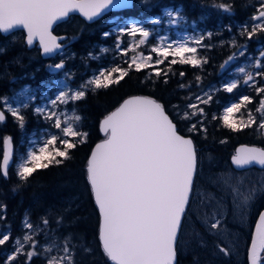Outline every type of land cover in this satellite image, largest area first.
I'll use <instances>...</instances> for the list:
<instances>
[{"label": "snow or ice", "instance_id": "6c2138e0", "mask_svg": "<svg viewBox=\"0 0 264 264\" xmlns=\"http://www.w3.org/2000/svg\"><path fill=\"white\" fill-rule=\"evenodd\" d=\"M141 2L147 4L148 0ZM131 7H134L131 0H0V34L23 30L24 43L29 48L38 43L44 56L57 53L62 55L65 45L60 41L64 38L53 34V25L66 21L72 13H79L91 22L105 12ZM214 7L226 13L232 9L231 4L225 3L214 4ZM166 15L171 24L178 19L183 20V16L178 17L172 11H167ZM250 21L254 23L241 25L240 31V35L246 36L247 40H252L258 32L264 33V0H259L256 13L250 17ZM148 22L156 25L161 20L150 19ZM113 32L118 36L115 52L123 57L129 51L135 52L136 48L147 44L152 35L141 23L135 21L117 26L102 33V36L107 38ZM211 35L212 33H208L209 37ZM123 36L130 37L134 44L122 48L119 37ZM203 40L202 35L181 42H168L167 38L161 37L159 44L150 48V53L158 57L155 61L151 54L133 55L130 60L124 61L126 68L118 64L101 68L75 89L67 83L72 74L65 71V80L61 82L63 88L46 104L34 108V114L56 131L45 129L39 140L30 141V150L26 155L18 156L20 162L15 164L16 175L26 182L38 169H46L51 164L59 165L71 159V150L85 142L88 134L80 130L83 117L75 107L68 109L67 105L83 100L88 90L107 89L113 84H119L131 71L140 72L152 68L149 78L153 75L157 78L167 76V72L156 66L163 64L169 56L179 57L178 60L171 59L169 65L179 63L203 68L208 59L200 55L198 49L210 47ZM231 44L241 50L232 53L221 65V69L229 65L237 55H245L246 45H238L235 39ZM110 51L112 49L101 47L102 54ZM87 58L99 59L91 52ZM248 68L261 71L253 72L240 67L237 69L239 77L222 84V90L232 93L242 80L244 85L254 88L258 95L264 94V86L257 87V77L264 79V49L260 50L259 57ZM49 69L57 72L64 70V60L61 59L54 66L49 65ZM180 75L184 76V73L181 72ZM196 79L199 81L200 77L197 76ZM164 82L167 83V80ZM180 87L190 85L181 84ZM218 90L220 89H211L197 95L195 102L186 105L185 111L177 112L180 119L194 121L187 125L189 133L206 135L204 120L207 113L201 105L210 104ZM19 96H25V92H21ZM33 99L34 95H27L24 103L19 104L17 101L19 106H13L8 98H3L6 108L0 110V124L6 121L8 113L23 129L25 116L21 109L28 108V101ZM252 103L251 97L242 95L237 101L225 106L219 117L223 127L232 132H240L255 126L256 130L264 133V98L260 99L255 110L259 113V119L251 110L246 109ZM62 105L65 107L61 108ZM242 109L246 110L247 118ZM212 119H217V116L213 115ZM101 132L105 139L96 144L88 159L86 172L100 215L99 240L104 255L112 264H176L182 222L197 179L198 152L193 136L181 135L165 106L147 96L126 99L102 120ZM12 159V140L7 137L3 140L0 162V175L4 178L9 176ZM232 164L237 168L252 164L264 166V149L241 147L232 157ZM217 183L231 189L234 203L241 209L247 208L258 192L264 191V182L253 183L244 188L242 180L231 176L219 177ZM208 199L211 201L215 197ZM42 223L47 228L49 220L45 218ZM56 223L62 225L63 218ZM201 224L209 233L215 232L218 240L220 239L221 221L215 210L211 216L205 215ZM22 228L29 231L14 239L13 252L6 257L5 264H12L18 255H24L27 264H31L32 258L41 254L45 255L46 264H75L71 235L64 236L62 243L61 238L53 235L46 241V246H40L34 236L43 229L39 225L34 227L27 217L22 222ZM10 238V234H0V246ZM194 239L198 244H204V238L199 232H194ZM26 248L31 250L25 251ZM216 248L225 256L231 255V249L222 242L217 243ZM54 252L62 255H53ZM248 258L250 264H261L264 260V212L259 214Z\"/></svg>", "mask_w": 264, "mask_h": 264}, {"label": "trees", "instance_id": "16d2710c", "mask_svg": "<svg viewBox=\"0 0 264 264\" xmlns=\"http://www.w3.org/2000/svg\"><path fill=\"white\" fill-rule=\"evenodd\" d=\"M219 3L231 4V11L226 13L222 9L214 7V4ZM163 5L179 6V12L187 20L196 21L204 32L212 33L211 37L203 40V43L210 47L198 49V53L206 57L208 63L204 64L203 68H195L179 63L167 65V62H164L158 68L168 74L158 78L154 75L149 78L148 69L140 72L131 71L119 84H113L107 89L88 90L83 100L75 104L70 103L69 108L75 107L83 117L80 130L88 134L84 143L78 144L75 149L71 150V159L65 160L59 165L51 164L46 169H38L26 182L19 179L14 167L10 169L7 178L0 175V227L4 230H7L8 227L13 231L10 233L9 241L0 246V264H5L4 260L12 250L11 243L14 233L21 235L22 222L26 217L33 225H39L49 235L54 233L61 240L64 236L71 235L75 264H112L104 255L99 240L100 215L87 182L86 169L94 145L104 138L99 129L100 121L127 97L144 95L156 99L165 106L169 116L177 124L180 134L193 136L198 152L195 183L198 188L208 185L206 182H200V172L212 174L220 169L230 170V167L232 168L231 158L239 145H255L264 148V137H261L254 127L240 132H232L224 128L219 119L222 107L237 101L242 95H248L253 100L252 104L247 105V110L258 107L262 94L258 95L252 88L246 90V87L243 88L241 83L232 93H226L222 89L216 91L213 101L208 105H202L207 113L204 120V125L207 127L206 135L204 133H189L187 125L192 121L180 119L176 111L192 103V99L199 93L209 87L220 85L229 77L228 73L234 69L237 63L230 62L224 69H221V65L232 53L241 50L232 46L233 39L238 45L247 46L245 54L257 56L260 50L264 49V33L258 32L252 40H247L246 36L240 35L241 25L254 23L250 21V17L256 13L259 0H148L147 4L142 3L141 0H134V7L124 11L123 17L141 16L129 20L146 22L158 16ZM201 11L202 15H197V12ZM103 23L101 25L100 23L98 25L90 24L79 16H73L69 19L68 24L57 29L65 33L69 40H72V52L75 54L72 62L80 67L81 71L86 67L93 69L101 66L99 62L97 64L93 61L94 59L89 58L86 65L84 56L87 52L96 54V46L99 44L108 46L113 44L114 37L112 35L107 38L102 36V33L109 30L110 27ZM7 39L8 37L0 34V45L5 44ZM10 42H7L3 49L0 48V98L10 96L26 85H34L38 88V93H41L43 89L38 85H43V76H51L50 70L42 66L46 60L42 59L38 49L29 50L27 48L23 35ZM95 65L96 67H94ZM124 66L126 67V64ZM181 72L184 73V76L180 75ZM25 73L27 76L32 75L33 77L23 79ZM197 76L200 77L199 81L196 79ZM167 78V83H165ZM181 84L190 85V87L181 88ZM174 105L178 107H173ZM21 111L25 116L23 129L10 114H8L7 122L0 125V159L4 135L11 136L15 146L19 141H24L32 132L43 130L49 126L34 114L32 106L22 108ZM213 115L217 116V119L213 120ZM260 205L263 209L264 192L254 202L256 209ZM256 217L257 214L253 216L251 224L255 222ZM45 218L49 220L47 228H44L42 223ZM60 218H63L62 225L56 223ZM252 227L253 224L245 232L247 245L239 258L234 260V263L228 259L230 255L225 256L219 251L216 258L214 257V248L211 244L215 245L218 242L212 241L213 236L204 232L205 235H211L207 240L204 239V244L207 243L204 246L193 242L187 244L184 242L185 240H179L176 264H248L247 252ZM221 258L225 262H222ZM12 264H27L25 256L18 255L17 260ZM31 264H46L45 255L34 256Z\"/></svg>", "mask_w": 264, "mask_h": 264}, {"label": "rangeland", "instance_id": "374dc122", "mask_svg": "<svg viewBox=\"0 0 264 264\" xmlns=\"http://www.w3.org/2000/svg\"><path fill=\"white\" fill-rule=\"evenodd\" d=\"M167 11H172L178 17L183 16V20L178 19L177 22L174 24L169 23V18L166 15ZM179 11H180L179 8H173V7L164 8L162 10V13L160 14V17L158 16V17L153 18V19L161 20L160 24L153 25L149 22H147V23L139 22L146 29H148L152 33V35H150L147 44L139 46L138 48H136L135 52L129 51L128 55L133 56V55H136L139 53H143L144 55L151 54L153 56V61H155L158 57H156V55L154 53H150V48L152 46L158 45L161 37L167 38L168 42H181V41H184L185 39H189L193 36H201V35L204 37V39L209 37L208 33L204 32L198 26V23L196 21L191 22V21L187 20V18L184 15H182ZM113 22H115V20L110 21V23H113ZM131 22L132 21H129V22H127V21L123 22L122 21V22H119L118 24H115L113 26V28H115L117 26H123V25L131 23ZM114 34L117 35V33H115V32H114ZM21 35H22V33H20V32H16L14 34H11L8 36V39L6 40L5 43L10 42V41H14V40L18 39ZM124 37L125 36L119 37L122 41V44H121L122 48L127 47L129 44H134V41H132V39L130 37L129 38H124ZM136 39L137 40L139 39L138 35H137ZM116 40H117V38H114L113 44H111L109 46L104 45V44H99L98 46H96L97 49L95 51L97 53L96 54L93 53V55H95V56L98 55L99 59H94L93 61H95L97 64L99 62L101 64V66H99L97 68H93V69H92V67H88L89 69H92L95 72L96 71L98 72V70L101 68H107V67L115 66L117 64L119 65V62L122 63L126 60V59H124L123 56H119L115 52ZM4 45L5 44L2 43V45H0V48L3 49ZM101 47L112 49V51L102 54L101 53ZM64 55H65V59L63 58ZM73 56H74V52H72V46H71L69 49V53L63 54L61 59H63L65 64H66V61L69 63L73 61L72 60ZM242 57L243 56L237 55V57L233 61H231L232 63H237V64L234 67V69H232L228 73L229 77L224 82H222L220 85L209 87L205 91H209L211 89H222L221 88L222 84L229 82L233 79H237L239 77V73L237 72V69L240 67H245L246 70H250L253 72L261 71V69H249L248 68V65L250 63H252L255 58L259 57V55L254 56L251 54H245L244 58H242ZM173 58H175L177 60L179 59V57L169 56L167 62H169ZM61 59L54 61L53 64L46 62V65H47L46 67L48 68V70H50L49 65L54 66L56 63H59L61 61ZM70 59H71V61H70ZM111 62H115V63H111ZM30 63L32 64L31 61H30ZM103 64H107V67H103L102 66ZM39 67L41 68V66H39ZM94 67H96V65ZM156 67H158V66H156ZM146 69H148L149 74L153 72L152 68H146ZM64 72H65V70H62L61 76L56 79L55 84L53 85V86H55L54 89H52L53 86L51 84H47L44 88H43V85L42 86L38 85L40 88L43 89L41 93H38L37 87H35L34 85H26V86H22L18 91L14 92V94H12V95L0 98V110H5V108H6L5 104L3 103V98H8V100L13 103V106H19V104H22L25 102L27 95H34V99L31 101H28L29 106L33 107V111H34L35 107L42 106V105L46 104L49 99L54 98L56 93L61 88H63V84L61 82L65 80ZM92 76H90V77L87 76L85 78L84 82L87 81ZM70 79H72V77ZM67 83L72 89H75L73 87V83L71 84L69 82V79H68ZM240 83L243 85V88L246 87V90L251 88V87L244 85L242 80H240ZM260 83H261V85H260ZM260 86H264V79L257 77V87H260ZM252 90L255 91L254 88H252ZM205 91H203V92H205ZM21 92H25V96H19V94ZM203 92L199 93L198 95H201ZM262 98H264V94H262V97L260 99H262ZM17 101L19 102V104L17 103ZM192 101L195 102V97L192 99ZM229 104H227V105H229ZM227 105H225V106H227ZM225 106H223L221 111L219 112L220 115L222 114L223 108ZM64 107L65 106H63V105L61 106V108H64ZM201 107H203V106L201 105ZM67 108L71 109V108H69L68 105H67ZM246 108H247V106H246ZM185 110H186V107L182 108V109H178L176 111L177 112L179 111L182 113ZM255 110H256V108L251 110V111L253 112L254 115L257 116V119H259V113H257ZM241 111H242V113L245 114V118H247L246 117V110L242 109ZM239 115L240 114L238 113L237 116H239ZM42 121H43V123H46L43 119H42ZM15 122L18 123L17 121H15ZM192 122H194V121H192ZM0 125H3V124H0ZM253 127L256 130V127L255 126H253ZM46 129H49L52 132L56 131L54 128H50V125ZM256 131L261 137H264V133H262L261 131H258V130H256ZM42 132H43V130L32 132V134H29V136L26 139H24V141L21 140L18 142L17 145L14 146V163H13L12 167H14L15 171H16L15 164H18L20 162L18 159V156L26 155V153L32 147L30 141H32L33 139L39 140ZM5 137L6 136L4 135L2 138V141L4 140ZM246 170H249V171H246ZM223 176H231V177H235L237 180H242L244 182V188H247L253 183L264 182V171H261V170L259 171V168H256V167H251V168L245 169L244 171L243 170L242 171H236L230 167V170L222 171L217 175L215 174V176L213 178L211 177L210 180L206 181L207 183L214 185L218 189L219 193H217L216 190H214V189H212V190L215 191L216 193H212V194L206 193V192L201 190V188L203 186L200 187L199 190L196 192L198 195H200L202 197V200H200L198 203L195 202V204L192 206V211L194 212V215L196 217H198L200 220H202V218L205 215L211 216L213 213V210H215L217 218L220 219V221H221V230H222L221 239L223 240V242H225L231 248V252L233 253V256H230V258H228V259H230V262L234 263V260H236V258L238 259L240 254L243 253V250H244L245 233L242 232L241 230H242V227L245 228V226L248 225V222L250 219L249 211H250V209H252V203L254 200L245 209H241V208L237 207V203H234V198H233V195L231 193V189L223 186L222 183H217L218 178L223 177ZM209 197H215V199L209 201V199H208ZM225 219L228 222L227 221L223 222V220H225ZM194 225L195 224H192V222L190 221V224L188 225L187 231L183 233V237L188 238V240L184 241L187 244H189V243L191 244L192 242L198 244L197 241L194 239V232H197ZM6 227H7V224H6ZM239 227H241V230ZM6 229L7 230H4L3 228L0 227V234H4V233L10 234L13 232L12 229H10L8 227ZM246 230H247V227H246ZM28 231L29 230H27V229H23L21 235H17L16 233H14L13 241L17 237H22ZM45 233H47V232L43 230L39 233H36L34 236V240L40 246H46V241L51 239L52 236L55 235L54 233H52L51 235L47 234V236H46ZM39 235H41V236L38 237ZM237 237H238V239H236ZM216 239H217V237H216ZM13 241L11 243L12 250L10 253L13 252ZM60 242L62 243V240H60ZM184 242H183V244H184ZM198 245H201V244H198ZM27 250H31V249L26 248L25 251H27ZM213 251L218 253V249L217 250L213 249ZM10 253H8L7 256ZM53 255H62V253L54 252ZM1 257H2V255H1ZM214 257H215V255H214ZM221 259H222V262H225L223 258H221Z\"/></svg>", "mask_w": 264, "mask_h": 264}, {"label": "flooded vegetation", "instance_id": "af4514ba", "mask_svg": "<svg viewBox=\"0 0 264 264\" xmlns=\"http://www.w3.org/2000/svg\"><path fill=\"white\" fill-rule=\"evenodd\" d=\"M123 13H124V11H118V12H110V13H108V14H105L104 16H102L100 19H98V20H96L94 23H95V25H98L99 23L101 24L102 22H104V21H107V23L108 24H110V21L111 20H115V23L114 24H118L119 22H122V21H124L125 19H129L128 17H123ZM108 17V18H107ZM126 20V21H127ZM68 22H69V20L68 21H66V22H63V23H61V24H59V25H57V26H55V28H54V34L57 36V37H64V39L61 41V43L62 44H64L65 45V47H64V49H63V54H66V53H69V49H70V47L72 46V40H69L68 39V36L65 34V33H62L61 31H60V29L59 30H57L59 27H64L66 24H68ZM118 38V37H117ZM124 38H129V37H127V36H125ZM35 48H37V46L35 45L34 46V48L33 49H35ZM38 49V48H37ZM32 50V49H31ZM39 50V52H40V55H41V50L40 49H38ZM88 53H90V52H87L86 53V55L84 56V58H86V60L84 61V63L87 65L88 64V61H87V57H88ZM62 54V55H63ZM62 55L61 54H57V55H55L53 58H51L50 60H48V61H46V62H49L50 64H53L54 63V61H57V60H60L61 58H62ZM74 56H75V54H74ZM131 55L129 56V55H127L126 57H124V59H126V60H130L131 59ZM64 59H65V55H64V57H63ZM70 61H71V59H70ZM46 62H45V65H46ZM167 62V61H166ZM71 63H73V62H67L66 61V64H65V71H67V72H70L72 75H71V77H72V79H69V82L72 84L73 83V87H78L79 85H81L83 82H84V80H85V78L87 77V76H92L93 74H95L96 72L94 71V70H91V69H89L88 67H86V69L84 68L82 71H81V68L80 67H77L76 66V70H75V66H70L71 65ZM115 63V62H114ZM124 64H126V63H124V62H119V65L120 66H122V67H125L124 66ZM167 65H169L168 64V62H167ZM47 66V65H46ZM68 67V68H67ZM126 67H127V64H126ZM125 67V68H126ZM53 72V85L55 84V81H56V79L57 78H59L60 76H61V74H62V71H59V72H57V71H52ZM86 82V81H85ZM54 87L55 86H53V89H54ZM6 116H7V119H6V122H7V120H8V113H6ZM221 170V169H220ZM246 171H249V170H246ZM220 172H222V171H219V173ZM218 173V171H215V173H213V174H207V173H205V172H200L199 173V178H200V182L202 183V182H206L207 180H209L211 177L213 178L214 176H215V174L217 175V174H219ZM207 183V182H206ZM208 185L207 186H205V187H202L201 188V190L202 191H204V192H206V193H210V194H212V193H219L218 192V189L214 186V185H211V184H209V183H207ZM201 187V186H200ZM199 187V188H200ZM199 188L197 187V186H195L194 187V190H193V193H192V197H191V199H190V205H189V208H188V210L186 211V213H185V217H184V219H183V222H182V229H181V235H180V240L181 239H183V240H188V238H185V237H183V233L184 232H186L187 231V229H188V225L190 224V221L192 222V224H195L194 225V227H195V229H196V231L197 232H203V234H202V237L205 239V240H207V235H205L204 234V232H206V233H209L207 230H206V228L205 227H203L202 226V224H201V220L198 218V217H196L195 215H194V212L192 211V206L195 204V202H199L200 200H202V197L200 196V195H198L196 192L199 190ZM212 189H214V190H216V192L215 191H213ZM212 192H211V191ZM262 192V191H261ZM261 192H259V193H261ZM258 193V194H259ZM257 194V195H258ZM261 206L262 205H260L259 207H258V210H257V212H255V211H253V215H250V219H249V222H248V225L246 226L247 227V230H246V227L244 228V229H242L241 230V227H239L240 228V230L242 231V232H246V231H248L249 230V228L252 226V224H253V229H254V226H255V223H256V220H257V218H258V215H259V213L261 212V210H263L264 209V207H263V209H261ZM257 214V217H256V220H255V222H253L252 224H251V221H252V219H253V216L255 215V214ZM225 221H227L226 219L225 220H223V222H225ZM228 222V221H227ZM252 233H253V230H252ZM252 233H251V237H250V242H251V238H252ZM209 234H211L213 237H215V239H216V237H217V235H216V233L215 232H212V233H209ZM217 240V242H222L224 245H226L229 249H231L225 242H223V240L221 239V237H220V239L218 240V238L216 239ZM250 242H249V245H250ZM205 244H203L202 246H204ZM216 245V244H215ZM215 245H213V248L214 249H216L217 250V248H216V246ZM247 245V240L245 241V246ZM215 246V247H214ZM249 248V247H248ZM214 254H215V256H216V254H218L217 252H214ZM230 256H233V253L231 252V255ZM221 257V256H220ZM248 261V260H247ZM261 263L262 264H264V260H262L261 261Z\"/></svg>", "mask_w": 264, "mask_h": 264}, {"label": "water", "instance_id": "95a60500", "mask_svg": "<svg viewBox=\"0 0 264 264\" xmlns=\"http://www.w3.org/2000/svg\"><path fill=\"white\" fill-rule=\"evenodd\" d=\"M131 2L132 3H134V0H131ZM132 8V7H131ZM130 9V8H129ZM124 10H127V9H124ZM117 11H122V10H111V11H108V12H105L104 14H102L100 17H98V18H96L94 21H91V22H89V21H87L84 17H82L79 13H72L71 15H70V17L71 16H79V17H81L83 20H85V21H87L88 23H93V22H95L96 20H98V19H100L102 16H104L106 13H109V12H117ZM69 19V18H68ZM67 19V20H68ZM66 20V21H67ZM63 22H65V21H63ZM60 23H62V22H59V23H57V24H55V25H53V29L55 28V26H57L58 24H60ZM17 31H20V30H16L15 32H17ZM14 33V32H13ZM10 34H12V33H10ZM10 34H2L3 36H8V35H10ZM64 38V37H63ZM62 41V40H61ZM60 41V42H61ZM37 47L39 48V45L37 44ZM29 48V47H28ZM32 48V47H31ZM54 55H56V54H53L52 56H54ZM41 56L43 57V58H45V59H47V58H51L52 56H44L43 54H42V50H41ZM135 96H144V95H134V96H130V97H127L126 99H129V98H132V97H135ZM148 97V96H147ZM151 98V97H150ZM126 99H124L123 101H122V103L126 100ZM121 103V104H122ZM120 104V105H121ZM119 105V106H120ZM118 106V107H119ZM117 107V108H118ZM116 110V108L113 110V111H115ZM111 113V112H110ZM109 113V114H110ZM105 118V117H104ZM103 118V119H104ZM171 118V117H170ZM102 119V120H103ZM102 120L100 121V124H99V129H100V132H101V122H102ZM101 134H102V136H104V134L101 132ZM182 135V134H181ZM8 137H10V136H8ZM11 138V137H10ZM105 139V138H104ZM103 139V140H104ZM11 140H12V138H11ZM103 140H101V141H99L98 143H101ZM97 143V144H98ZM95 146H96V144L94 145V147H93V149H92V151L94 150V148H95ZM241 147H256V148H261V147H258V146H249V145H239L237 148H236V151H235V154H236V152H237V150L239 149V148H241ZM12 149H13V155H14V146H13V141H12ZM261 149H263V148H261ZM92 151H91V153H92ZM91 153H90V156H91ZM234 154V155H235ZM233 155V156H234ZM2 156H3V144H2ZM2 156H1V160H0V162H2ZM89 156V157H90ZM232 156V157H233ZM14 159V158H13ZM13 159H12V161L10 162V168L12 167V165H13ZM231 165H232V167H233V169H235L236 171H242V170H245V169H248V168H251V167H256V168H264V166H261V165H259V164H252V165H249V166H246L245 168H237L235 165H233L232 164V158H231ZM10 168H9V170H10ZM93 199H94V197H93ZM95 202V201H94ZM96 205V204H95ZM97 207V206H96ZM98 209V208H97ZM99 212V211H98ZM261 212H264V209L263 210H261ZM260 212V213H261ZM259 213V214H260ZM258 221H259V215H258V218H257V220H256V223H255V226H254V229H253V233H252V237H253V235H254V233H255V229H256V225H257V223H258ZM251 240H252V238H251ZM250 246H251V242H250V245H249V248H248V252H247V260H248V264H250V262H249V258H248V253H249V249H250ZM176 263H177V258H176ZM262 264V263H261Z\"/></svg>", "mask_w": 264, "mask_h": 264}, {"label": "bare ground", "instance_id": "6f19581e", "mask_svg": "<svg viewBox=\"0 0 264 264\" xmlns=\"http://www.w3.org/2000/svg\"><path fill=\"white\" fill-rule=\"evenodd\" d=\"M166 7H169L168 5H163V6H161V11H160V14L162 13V10L164 9V8H166ZM173 8H179L180 9V7L178 6V7H173ZM200 10V9H199ZM160 14H158V16H160ZM198 14H200V15H202V11L200 12V13H198L197 12V15ZM133 16V17H132ZM158 16H155V17H158ZM141 16H134V15H131V16H129L128 18L130 19V18H140ZM154 17V18H155ZM23 41V40H22ZM20 42H21V40H20ZM19 43V42H18ZM4 44V43H3ZM6 44V43H5ZM2 45V44H1ZM12 45V44H11ZM51 59V58H50ZM50 59H46V61H48V60H50ZM28 61H29V59H28ZM28 61H26V62H28ZM46 61H44L43 62V64H42V66L45 68L46 67V65H45V62ZM70 66H75V70H76V65L74 64V62L73 63H71V65ZM51 72V76L50 77H48V75H44L43 76V80H44V82H43V88L47 85V84H51L52 86H53V72L52 71H50ZM32 75H30V76H27V73H25V75H24V77H23V79H28V78H32L31 77ZM42 79V78H41ZM166 80H168V78L166 79ZM74 88H77V87H74ZM264 171V168H260L259 169V171ZM218 171V173H219V171H226L225 169L224 170H217ZM213 174V173H212ZM210 180V179H209ZM264 191H262L261 193H263ZM261 193H259L257 196H256V198L254 199V201H253V203H252V209H250V211H249V216L250 215H253V211H255V212H257V210H258V208L256 209L255 207H254V202L256 201V199H257V197L261 194ZM35 226V225H34ZM246 227V226H245ZM242 229H244V227H242ZM200 234H201V236H202V234H203V232H200ZM208 236H211V235H207V237ZM208 239V238H207ZM236 239H238V237L236 238ZM216 241L217 242V240L215 239V237H212V241ZM246 241V240H245ZM219 243V242H218ZM207 243L205 242V245H206ZM244 244V243H243ZM211 246H213L212 244H211ZM206 247V246H205ZM244 248H245V246H244ZM243 255V254H242ZM243 257V256H242ZM235 259V258H234ZM237 259V258H236ZM242 260V259H241ZM243 261V260H242ZM242 261H240V263H242ZM235 262V261H234Z\"/></svg>", "mask_w": 264, "mask_h": 264}]
</instances>
